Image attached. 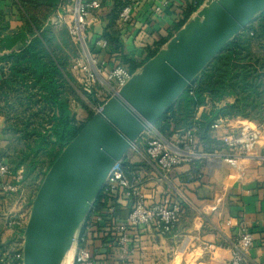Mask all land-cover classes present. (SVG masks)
Returning <instances> with one entry per match:
<instances>
[{
  "label": "crops",
  "instance_id": "0c3cea01",
  "mask_svg": "<svg viewBox=\"0 0 264 264\" xmlns=\"http://www.w3.org/2000/svg\"><path fill=\"white\" fill-rule=\"evenodd\" d=\"M23 1L0 0V15L8 24L10 32H16L24 25ZM60 1L48 25H53V21L61 15ZM97 1L100 8L92 12L87 30L88 44L97 62L103 64L105 69H110L121 63L119 52L108 53L106 48L101 49L95 43L104 40L103 33L109 31L108 14L113 2ZM161 1L139 0L132 11L131 21L121 26L117 19L115 28L110 31L112 36L120 40L123 52L138 62L142 63L149 52L158 51L174 36L177 32L175 27L182 22L187 7L193 6L196 11V5L203 6L211 0H170L167 7L155 13L154 7L159 6ZM66 8L64 10L68 11ZM193 13L186 23L193 18ZM19 47L20 44H17L15 49ZM252 51L259 52L255 46ZM233 102V97H227L219 106ZM209 108V102L198 107L194 119L198 120L202 112H208ZM262 119V110L257 114L242 111L237 117L225 119L217 130L209 129L207 135L217 142L222 136L235 134L242 123L259 126ZM238 120L242 123L236 122ZM172 127L179 128L174 122ZM3 129L4 119L0 115V158L3 149L11 142V135ZM212 148L206 151L201 145V150L209 155L208 158L175 168L165 182L160 180L155 166L143 154L141 146L129 148L124 161L141 176L144 196L154 200L167 196L178 202L181 205V218L176 229L163 237L151 227L130 229L127 234V264H228L230 251L226 244L235 238L239 223L247 226L253 235L249 264H264V163L257 158L264 153V139L256 145L255 157L240 158L235 167L225 161L233 155L231 149L222 145ZM1 161L4 163L5 160L1 158ZM5 208L9 209L8 204L5 206V199L0 196V224L5 217ZM126 214L127 209L119 206L117 217L121 220ZM115 237L116 233L107 226L101 228L99 236L93 239L97 247L96 257L104 264L119 263L116 255L104 246L105 239L112 240Z\"/></svg>",
  "mask_w": 264,
  "mask_h": 264
},
{
  "label": "trees",
  "instance_id": "16d2710c",
  "mask_svg": "<svg viewBox=\"0 0 264 264\" xmlns=\"http://www.w3.org/2000/svg\"><path fill=\"white\" fill-rule=\"evenodd\" d=\"M26 1H23L24 4ZM59 1L39 0V4L48 11L45 19L53 13ZM138 1L112 0L113 6L108 14L109 31L102 35L107 43L106 51L119 52L120 64L126 66L130 72L141 67L157 52H149L142 63L138 62L133 56L125 54L120 40L110 34L122 8ZM194 9L193 6L186 8L182 22L175 27L176 31L186 23ZM55 41L52 27H44L41 19L27 17L20 30L10 32L8 24L0 15V115L4 119V132L11 135L12 140L19 137L25 142L17 159L10 162L11 171L16 173L22 169L23 177L36 169L40 156L48 159V169L84 124L76 125L75 114L70 108L66 89L72 79L66 66L67 59L59 56L60 48ZM17 44L20 47L15 49ZM253 44L260 52L252 51ZM12 97L18 106L11 102ZM227 97H233L234 102L219 106ZM208 102L209 111L202 112L196 121L202 131L200 140L206 151H211L215 145H222L207 135L210 126L218 118L231 119L242 111L257 114L264 109V12L256 15L244 30L227 42L155 126L162 133L168 131L170 121L177 127L186 126L193 121L196 109ZM22 105L26 107L21 111L25 122L20 127L17 124L18 107ZM34 106H37L35 112L32 111ZM13 116L15 118L12 119ZM36 117L41 119L37 126H33L31 119ZM1 158L5 160V149ZM99 196L100 193L93 202V207L97 208ZM91 212L92 208L88 214ZM4 235L0 227V248H5Z\"/></svg>",
  "mask_w": 264,
  "mask_h": 264
},
{
  "label": "water",
  "instance_id": "95a60500",
  "mask_svg": "<svg viewBox=\"0 0 264 264\" xmlns=\"http://www.w3.org/2000/svg\"><path fill=\"white\" fill-rule=\"evenodd\" d=\"M264 0H211L93 114L62 149L32 200L23 264H62L111 168L155 125Z\"/></svg>",
  "mask_w": 264,
  "mask_h": 264
},
{
  "label": "built area",
  "instance_id": "2783aa9c",
  "mask_svg": "<svg viewBox=\"0 0 264 264\" xmlns=\"http://www.w3.org/2000/svg\"><path fill=\"white\" fill-rule=\"evenodd\" d=\"M170 0H162L154 12L169 5ZM136 2L122 8L118 17L121 26L131 21L132 11ZM203 6L196 5L193 16ZM68 7V11L64 8ZM60 14L53 24H63L70 41L83 52L84 60H78L72 70L75 81L80 90V103L69 101L70 108H79L87 113L86 119L101 112L103 105L112 97L118 95L120 89L130 78L140 71V68L130 72L124 65L118 64L105 69L98 63L88 44L87 30L92 12L100 8L97 0H61ZM68 16V18H65ZM252 36V33L249 34ZM95 45L105 49V40H98ZM190 94H192L190 92ZM264 114V109H262ZM79 126L83 121L78 122ZM194 119L190 124L174 128L172 121L168 123L169 130L162 133L155 125H148L131 147L141 146L146 158L155 166L160 180L167 179L177 167L192 165L208 158V154L201 150L200 128ZM225 119L218 118L210 130H217ZM264 139V119L259 126L241 125L235 134L222 136L218 141L222 146L232 150V156L225 161L232 167L237 166L240 158L255 157V148L260 140ZM264 163V153L257 156ZM13 180V181H12ZM23 177L21 170L12 173L10 168L0 158V196L5 199V217L1 222V229L5 234V248H0V264H23L24 231L29 218L31 205L28 211L25 207V197L22 194ZM143 182L138 171L124 159L117 162L109 171L100 191L98 206L92 208L81 223L74 236L71 251L72 264H104L95 254L94 238L99 236V230L109 227L116 233L115 239H105L104 246L110 253L116 255L118 264H127L129 244L128 232L138 227H151L159 236L171 234L181 218V205L167 196L158 199L146 198L142 192ZM34 198V197H33ZM32 198V200H33ZM93 204V203H92ZM12 206V209L10 210ZM123 206L127 214L123 219L117 217V209ZM107 240V241H106ZM103 246V245H102ZM253 247V235L243 223L237 225L234 239L226 244L230 251L228 264H249V252Z\"/></svg>",
  "mask_w": 264,
  "mask_h": 264
},
{
  "label": "rangeland",
  "instance_id": "374dc122",
  "mask_svg": "<svg viewBox=\"0 0 264 264\" xmlns=\"http://www.w3.org/2000/svg\"><path fill=\"white\" fill-rule=\"evenodd\" d=\"M65 9H67V8H65ZM24 10H25V12H24L25 19H27V17H35L37 19H41V20H43V26L44 27H46L48 24H50L47 22H49L54 16V14H49L46 17V19L44 18L46 16V14L48 13V11L44 6L39 4V0H36L35 2H31V1L27 0L24 4ZM48 26L52 27L53 35H55V37H56L55 42L58 44V46L60 48L59 56H64L67 59L66 66H67V70L69 72L70 78L72 79V81H69V86L66 89L68 100L69 101L75 100V101H78L80 103V90H79V87L75 81V73L72 70V66L78 60H80V59L84 60V56H83L84 54L77 45L73 44L70 41V38H69L67 31L65 29V26L63 24H53V25H48ZM254 46L255 45L253 44V46H251V47H254ZM258 51H259V49H258ZM11 102L14 105H17V104H15L14 97H12ZM24 102H25V100L23 99L22 103H24ZM25 108L26 107L24 105H22L21 107H18V112H19L18 114L19 115H18L17 124H19L18 126H20V127L24 126V123H22V122H25L24 121L25 117L21 111L25 110ZM28 108H30V107H28ZM33 108H34V110H32V111L35 112L37 110V106H34ZM72 111L75 114L76 120H78V122L83 121V123H85L88 120V119H86L87 113L85 111H82L77 107H75L74 109L72 108ZM13 118H15V117L13 116L12 119ZM40 119L41 118H39V117L31 119L33 126L34 125L37 126V122H39ZM236 122H241V121L238 120ZM243 124H247V123L244 122V123H242V125ZM11 141H12V143L10 142L11 144L9 145V147L5 149V164L10 168V170L12 167V164L10 162H14L17 159V157L19 156L20 150L23 148V146L25 144V142L23 140H21V138L19 139V137L14 138V140L11 139ZM30 158H31V156H30ZM29 159H27V161ZM39 160L40 161H39L36 169L33 172L29 173L27 175V177H23V171H22V169H20L22 172V177H23V180L21 183L22 194L25 197V202H26L24 208L27 211L29 209L28 207L32 203V198L35 196V194L39 188V185L41 184V181H42L45 173L47 172L46 169L48 166V159L46 158V156H40ZM11 209H12V206H11L10 210ZM1 226H2V224H0V227ZM4 237H5V235L3 236V238ZM72 255H73V251L70 250L67 253V255L65 256V259H64L62 264H72V261H71Z\"/></svg>",
  "mask_w": 264,
  "mask_h": 264
}]
</instances>
